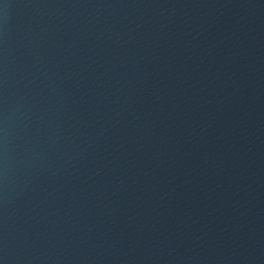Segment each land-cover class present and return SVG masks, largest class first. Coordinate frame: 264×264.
I'll return each instance as SVG.
<instances>
[{
  "label": "water",
  "instance_id": "water-1",
  "mask_svg": "<svg viewBox=\"0 0 264 264\" xmlns=\"http://www.w3.org/2000/svg\"><path fill=\"white\" fill-rule=\"evenodd\" d=\"M0 264H264V0H0Z\"/></svg>",
  "mask_w": 264,
  "mask_h": 264
}]
</instances>
